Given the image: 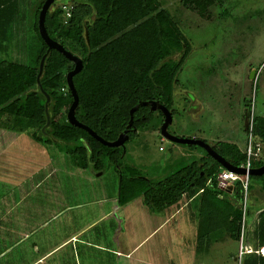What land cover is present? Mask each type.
<instances>
[{"label": "rangeland", "instance_id": "obj_1", "mask_svg": "<svg viewBox=\"0 0 264 264\" xmlns=\"http://www.w3.org/2000/svg\"><path fill=\"white\" fill-rule=\"evenodd\" d=\"M35 1L17 0L1 60L30 63L12 51L29 43ZM157 1L191 49L177 76L169 133H196L209 145L225 138L243 151L249 141L245 115L248 121L264 116V0H213L201 14L181 0ZM2 123L10 126V118L3 116ZM31 131L0 136V264H237L242 217L234 239L225 205L242 211V203L232 194L220 204L205 194L214 201L210 213L199 198L187 205V196L158 213L142 198L118 206L119 179L112 168H75L71 156L36 143ZM125 150L127 162L153 180L164 178V167L202 153L163 140L155 128L137 133ZM261 193L259 181L251 180L244 243L252 249L257 216L264 211Z\"/></svg>", "mask_w": 264, "mask_h": 264}, {"label": "trees", "instance_id": "obj_2", "mask_svg": "<svg viewBox=\"0 0 264 264\" xmlns=\"http://www.w3.org/2000/svg\"><path fill=\"white\" fill-rule=\"evenodd\" d=\"M44 1H35L30 27L32 35L27 45L19 46L31 51V62L22 64L0 59V119L3 116L10 118V126L2 123L0 127L18 134L32 130L30 137L33 141L43 146L52 145L59 153H67L75 168H92L93 172L112 168L118 179L120 177L119 206L142 198L148 209L158 213L176 205L184 196L193 198L202 191L198 195L199 202L205 208L203 211L210 213L214 201L220 204L224 200L220 195H227L217 189V176L224 169L201 148L179 145L202 153L196 159L178 160L164 167L161 169L164 178L153 180L127 162L126 150L123 153L121 147L104 146L83 129L66 121L72 97L65 77L73 69V64L55 50L47 53L40 78L42 90L50 98L48 111L51 115L49 128L45 133L41 132L46 123V98L37 86L36 77L47 46L39 35L37 20ZM61 1L55 0L57 3ZM70 1L73 9L67 24H64L61 9L55 8L46 14L44 26L51 40L82 61V70L73 77L78 96L76 120L104 141L114 142L125 130L130 110L140 102L157 101L172 114L173 92L188 46L170 14L159 9L157 0ZM212 2L181 0L183 7L199 14ZM17 11V0H0V54L7 51V29ZM177 55L180 57L178 60L175 59ZM59 115H62L61 119L56 120ZM162 122L160 113L156 116L149 107H139L133 114L132 128H155L159 131ZM253 125L254 136L264 146V117H254ZM136 136V131H129L127 142ZM212 148L235 167L245 161L243 151L236 144L217 142ZM263 164L264 161L256 162L253 167L259 168ZM253 179L259 181L260 190L264 193V175L249 177V190ZM205 194L214 200L213 204ZM232 196L236 203L241 201L238 184ZM225 206L234 220L232 236L235 239L242 212L232 203ZM203 217L206 218V214ZM257 219L253 237L255 248L259 249L264 248V211L258 214ZM208 222L212 225V217ZM207 223L203 226L206 227ZM242 264H264V257L248 255Z\"/></svg>", "mask_w": 264, "mask_h": 264}, {"label": "water", "instance_id": "obj_3", "mask_svg": "<svg viewBox=\"0 0 264 264\" xmlns=\"http://www.w3.org/2000/svg\"><path fill=\"white\" fill-rule=\"evenodd\" d=\"M56 5H57V3L55 2V0H45L41 9H40V12L38 14V20H37L39 35L47 46V52L45 53V55H43V57L40 60L39 67H38V74L36 77L37 86L39 87L42 95H44V97L46 98L45 103H44V114H45L46 123H45L44 127L41 129L42 133H45L44 132L45 129L49 128L51 115L48 111V103L50 101V98L42 90V87L40 84V78L42 75L43 64H44V60L46 58L47 53L51 50H55V51L61 53L68 61H70L73 64V69L71 71H69L65 77L67 89L70 92V95L72 97V103H71V105L67 111V115H66L67 122L70 125L83 129L92 138H94L96 141L100 142L104 146L113 147V148L121 147L123 150V153H125L124 144L128 140V132H129V130L132 126V123H133L134 112L139 107L149 106L151 111L159 110L162 113L163 122L160 126L159 133H160V136L162 137L163 140H166V141H168L172 144H175V145L199 147L203 151H205L209 157H211L214 161H216L222 167V169L230 171V172H234L238 175H245V171L243 169L231 165L229 162H227L225 159H223L221 156H219L213 150V148H212L213 144L209 145L208 143H206L205 141L200 140V139L185 138V137L180 138V137H176V136L172 135L171 133H169L168 128H169V126L172 125V122H173L172 114L168 109H166L164 106H162L158 102H140L138 105L133 107L129 112L130 119H129V122H128L125 130L118 136V138L114 142L104 141L103 139L98 137L96 135V133H94L88 127L80 124L75 118V111L78 107V96H77L76 90H75L74 85H73V77L76 76L82 70V67H83L82 61L79 57H77V56L73 55L72 53L66 51L59 43L51 40L49 38V36L46 32L45 26H44L46 14L48 12L53 11L56 8ZM85 39H86V42H88V36H87L86 31H85ZM254 75H255V72L252 73V75L250 77L251 80L254 79ZM247 127H248V117H247V115H245L244 131L247 130ZM248 174L250 177L263 176L264 175V164L259 168L251 169ZM119 183H120V177H119ZM117 197H119V187H118Z\"/></svg>", "mask_w": 264, "mask_h": 264}, {"label": "built area", "instance_id": "obj_4", "mask_svg": "<svg viewBox=\"0 0 264 264\" xmlns=\"http://www.w3.org/2000/svg\"><path fill=\"white\" fill-rule=\"evenodd\" d=\"M58 8L61 9L63 14L64 24H67L68 19L70 18V11L73 9L71 3L62 2L58 5ZM247 135L249 136L248 144L245 146L243 153L245 156V161L243 164L238 166L245 171V175H238L234 172L223 170L217 176L218 189L226 193H231L234 191L235 186L238 184L241 188V201L242 203V227L240 233V241L238 246V253L236 256V263L242 264L246 256L250 254H255L261 257H264V248L252 249L244 243V226L246 213L248 208L249 201V171L253 169V165L256 162H260L263 158L264 146L257 140L253 135V121L252 119L248 121V127L246 130ZM254 136V137H253ZM162 151V149H160ZM201 192V191H200Z\"/></svg>", "mask_w": 264, "mask_h": 264}, {"label": "crops", "instance_id": "obj_5", "mask_svg": "<svg viewBox=\"0 0 264 264\" xmlns=\"http://www.w3.org/2000/svg\"><path fill=\"white\" fill-rule=\"evenodd\" d=\"M31 26V25H30ZM7 47V46H6ZM11 51V50H10ZM12 53L14 54V56H15V58H18L20 55H22L23 56V53L28 57V60H29V62H31V60H32V53H31V51L29 50V49H25L24 47H17V46H15V49H14V51H12ZM264 117V116H263ZM9 133V131H6V130H3V129H0V136H5V135H7L8 133ZM225 131H222V133H224ZM225 136V135H224ZM9 137V136H8ZM7 137V138H8ZM7 138H6V141H8V140H12L13 142H15V140H14V138H9L8 140H7ZM190 138H194V139H200V137H198L197 135H196V133H192V136H190ZM0 140H2L1 138H0ZM233 141H237V140H233ZM11 142V141H10ZM217 142H223V143H225V138H224V141H220V140H218ZM217 142H215V143H217ZM226 142H229V143H234V142H232L231 140H229V141H226ZM217 189H218V183H217ZM219 190V189H218ZM203 192L201 191V192H199V193H197L193 198H188V200H187V205H189L190 203H194V199H196V198H199L198 197V195L200 196V194H202ZM225 194V193H224ZM227 195H231L232 194V192L231 193H226ZM225 196V195H224ZM224 196L223 195H220V199H224ZM186 196H184L183 198H182V200L185 198ZM186 199V198H185ZM181 200V201H182Z\"/></svg>", "mask_w": 264, "mask_h": 264}, {"label": "flooded vegetation", "instance_id": "obj_6", "mask_svg": "<svg viewBox=\"0 0 264 264\" xmlns=\"http://www.w3.org/2000/svg\"><path fill=\"white\" fill-rule=\"evenodd\" d=\"M62 2H67V3H71L72 4V2L70 1V0H63V1H61V2H56L57 3V5H56V8H58V5L60 4V3H62ZM73 6V5H72ZM184 48V47H183ZM185 49V48H184ZM189 50V51H188ZM187 50V52L189 53L190 51H191V49L189 48ZM176 57V56H175ZM176 59V58H175ZM178 60V59H177ZM176 89V88H175ZM175 89H174V91H175ZM148 102H157V101H148ZM159 103V102H158ZM144 107H149V106H144ZM149 109H150V107H149ZM151 111V110H150ZM152 112H155V114H156V116H158L159 115V113H160V115H162V113L159 111V110H156V111H152ZM159 112V113H158ZM162 118H163V116H162ZM145 130H147V129H143V130H136V129H134V128H132V126H131V128H130V130L129 131H133V132H137V133H140V132H142V131H145ZM128 141V140H127ZM125 142V144H124V148H125V146L127 145V143H129V142ZM129 163V162H128ZM89 169V168H88ZM93 172V171H92ZM93 173H95V172H93ZM118 184H119V181H118ZM261 191V190H260ZM262 194V193H261ZM264 194V193H263ZM261 198V197H260ZM118 206H119V204H118Z\"/></svg>", "mask_w": 264, "mask_h": 264}]
</instances>
